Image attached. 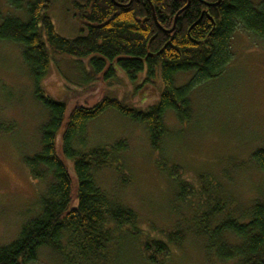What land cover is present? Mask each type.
<instances>
[{
  "label": "trees",
  "instance_id": "trees-1",
  "mask_svg": "<svg viewBox=\"0 0 264 264\" xmlns=\"http://www.w3.org/2000/svg\"><path fill=\"white\" fill-rule=\"evenodd\" d=\"M7 1L11 8L25 11L27 20L4 17L0 10V42L22 46L35 97L48 113L40 151L23 158V163L35 181L50 182L40 196L41 213L23 226L13 243L0 248V264L35 263L42 248L66 264H100L127 239L137 242L149 263L160 264L171 256L172 245L183 244L187 228L206 237L221 262L264 264V199L237 219L238 209L229 212L228 207L235 199L218 183L203 178L198 187L180 181L183 169L173 165L169 176L179 186L173 206L179 220L169 232L145 231L138 215L112 202L95 180L97 171L120 165L128 150L124 141L83 151L88 124L109 109L146 125L153 150L160 151L168 136L166 115L172 112L181 122L190 120L192 90L225 73L236 31L242 28L264 41V0L259 7L252 0H65L74 6V17L82 26V35L75 39L56 32L49 15L51 0ZM49 49L72 58L85 72L91 67L86 82L111 81L121 70L136 83L145 74L142 88L162 84L159 101L143 111L103 98L93 107L76 106L69 112L65 103L46 96L41 86L51 67ZM179 74L193 78L176 87ZM12 130L0 122L1 134ZM252 160L264 173V149L257 150ZM184 208L195 214L191 218L195 227L184 218Z\"/></svg>",
  "mask_w": 264,
  "mask_h": 264
},
{
  "label": "rangeland",
  "instance_id": "rangeland-1",
  "mask_svg": "<svg viewBox=\"0 0 264 264\" xmlns=\"http://www.w3.org/2000/svg\"><path fill=\"white\" fill-rule=\"evenodd\" d=\"M262 1L252 0L258 7ZM0 10L4 17L27 20L25 11L11 8L7 0H0ZM49 15L60 36L75 39L82 35L70 2L51 0ZM49 50L51 67L41 86L46 96L65 103L69 112L76 106L93 107L103 98L117 99L143 111L159 101L162 84L158 81L156 86L142 88L145 74L136 83L121 70L111 81L86 82L91 67L85 72L72 58ZM231 51L225 73L192 90L190 120L181 122L172 112L166 115L168 136L160 151L153 150L146 125L134 123L115 109L87 126L85 152L111 148L121 141L127 145L120 165L97 171L95 180L112 202L138 215L139 226L145 231L169 232L179 220L173 210L179 186L169 176L173 165L183 169L180 181L198 187L208 178L218 183L235 199L228 207L229 212L238 209L237 219L255 201L264 199V173L252 160L257 150L264 149V41L239 28L232 37ZM192 78L193 74L177 75L176 87ZM47 119L48 113L35 97V83L24 64L22 46L0 42V122L13 129L0 133V248L13 243L23 226L41 213L40 196L50 180L35 181L23 158L40 151L41 128ZM79 145L76 142L77 148ZM183 213L191 223L193 211L184 208ZM114 248L100 264H151L133 239L121 240ZM31 264L66 263L50 249L42 248ZM160 264L238 262L219 261L209 249L208 239L187 228L183 244L172 245L171 256Z\"/></svg>",
  "mask_w": 264,
  "mask_h": 264
},
{
  "label": "water",
  "instance_id": "water-1",
  "mask_svg": "<svg viewBox=\"0 0 264 264\" xmlns=\"http://www.w3.org/2000/svg\"><path fill=\"white\" fill-rule=\"evenodd\" d=\"M186 8H187V7H186ZM182 12H183V10H182L179 14H181ZM176 22H177V18H176V21H175V25H174L173 29H172L170 32H173V31L175 30Z\"/></svg>",
  "mask_w": 264,
  "mask_h": 264
}]
</instances>
